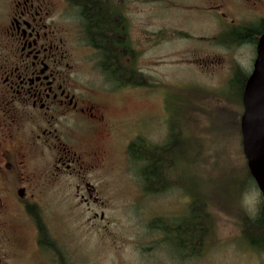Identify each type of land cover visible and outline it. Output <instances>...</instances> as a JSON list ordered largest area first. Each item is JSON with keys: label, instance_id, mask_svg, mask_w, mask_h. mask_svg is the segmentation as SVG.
Returning a JSON list of instances; mask_svg holds the SVG:
<instances>
[{"label": "rangeland", "instance_id": "rangeland-1", "mask_svg": "<svg viewBox=\"0 0 264 264\" xmlns=\"http://www.w3.org/2000/svg\"><path fill=\"white\" fill-rule=\"evenodd\" d=\"M52 2L57 13L64 9L61 0ZM207 2L110 0L126 18L135 68L149 87H119L103 77L97 54L77 35V8L57 22L69 29L68 51L78 64L80 81L99 90L111 134L120 138L100 151L107 165L104 208L81 209L60 185L36 190L35 211L52 242L67 250V264H264V233L252 248L240 225L244 216L255 218L263 202L246 173L240 83L232 73L239 69L248 75L252 57L231 54L218 43L221 28H214L203 12ZM170 131L177 145L171 155L176 185L157 195L142 193L143 163L123 160L120 141L141 137L161 146ZM201 200L207 210L198 204ZM191 202L199 208L188 222ZM93 212L103 213V219L88 222ZM207 214L211 221L205 230L197 225L207 226ZM186 219L191 230L182 234L176 227ZM20 237L5 233L2 247L18 248ZM18 260L12 264H45L39 257Z\"/></svg>", "mask_w": 264, "mask_h": 264}, {"label": "flooded vegetation", "instance_id": "flooded-vegetation-1", "mask_svg": "<svg viewBox=\"0 0 264 264\" xmlns=\"http://www.w3.org/2000/svg\"><path fill=\"white\" fill-rule=\"evenodd\" d=\"M97 1L96 10H105ZM229 2L208 0L202 5L203 12L214 28H221L216 40L223 49L231 54L248 53L253 67L258 41L264 34V0ZM60 4L64 9L57 13L52 0H0V264L19 262V258L31 262L36 257L45 264H67L63 254L67 250L52 242L35 211L40 198L37 189L60 185L68 200L89 212L108 203L102 196L107 165L100 151L120 138L111 134L99 103V90L80 81L78 64L68 51L69 29L64 23L60 25L67 10L75 7L68 0ZM107 5L111 23H118L117 29L126 33L110 0ZM77 14V35L84 38V24ZM118 17L127 22L119 12ZM87 48L98 53L91 46ZM126 52L119 54L125 56ZM120 142V156L130 159L133 141ZM164 145L151 146L145 138L140 143L143 155L149 148L157 150ZM141 181V191L147 194ZM98 218L102 220L103 213L93 212L87 220L93 224ZM5 233L21 236L18 248L2 247Z\"/></svg>", "mask_w": 264, "mask_h": 264}, {"label": "trees", "instance_id": "trees-1", "mask_svg": "<svg viewBox=\"0 0 264 264\" xmlns=\"http://www.w3.org/2000/svg\"><path fill=\"white\" fill-rule=\"evenodd\" d=\"M100 1V3L104 4V7L106 8L105 10L110 11L107 5V0H104L106 2H102V0ZM68 2L71 6L73 5L75 9H78L80 17L82 18L81 22L84 24L82 29L85 42L98 51L97 56L100 59L99 68L103 77L105 79H111L112 82H115L119 87L130 85L149 87L147 78L139 74L138 70L135 68V63L132 58L134 51L130 46L127 34V22L118 17L117 9L115 10L117 15L116 18L121 21V25L125 29L126 33L122 32V29H117L119 28L117 21L116 25L111 23V17L107 14V11L101 9V7H99V10H96L94 4L98 3L97 0H68ZM114 26L115 28H113ZM119 35L122 36L121 42L118 40L120 38ZM235 36L237 35L235 34ZM239 36L240 35L237 37L239 38ZM121 50L127 51L125 56L119 54ZM232 73H234L233 80L240 83L241 98L247 75L240 70H236ZM175 140L176 137L174 133L170 131L168 141H166L163 148H158V152L156 149L151 150V148H149L150 150L146 155H143L141 151L140 137L133 141L129 146V156L133 163H144L145 161L143 159L146 158V169L144 171L143 168L141 169V180H143L146 184L148 195H157L162 193L168 186H172L171 183H175L176 185V181L173 179L172 174L174 161L173 156H171L173 155L174 148L177 146ZM246 173L248 178L251 179L248 171H246ZM237 194L234 196H237ZM198 204H202L207 210V206H205L202 200L199 201ZM198 204L197 202H191L187 217L189 221L186 219L184 223L176 227L179 232H182V234H186L187 231L189 232L191 230L190 223L188 224V222L193 219L195 212L198 211ZM205 218L207 226H205L204 223H200L197 226L208 230V226L211 221L210 214L205 215ZM240 220L243 239L250 247L257 248L258 244L256 242V236H259L261 232L264 233V203L261 202L255 218L250 219L244 216L240 218ZM152 223H155V220L152 221L151 224ZM156 229H158V227ZM199 242L201 247L202 240Z\"/></svg>", "mask_w": 264, "mask_h": 264}, {"label": "water", "instance_id": "water-1", "mask_svg": "<svg viewBox=\"0 0 264 264\" xmlns=\"http://www.w3.org/2000/svg\"><path fill=\"white\" fill-rule=\"evenodd\" d=\"M239 134L247 171L264 203V34L241 95Z\"/></svg>", "mask_w": 264, "mask_h": 264}]
</instances>
